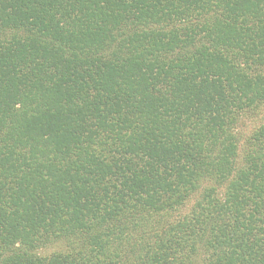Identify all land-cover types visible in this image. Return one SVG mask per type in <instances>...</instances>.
<instances>
[{
	"label": "trees",
	"instance_id": "trees-1",
	"mask_svg": "<svg viewBox=\"0 0 264 264\" xmlns=\"http://www.w3.org/2000/svg\"><path fill=\"white\" fill-rule=\"evenodd\" d=\"M0 264H264V0H0Z\"/></svg>",
	"mask_w": 264,
	"mask_h": 264
}]
</instances>
